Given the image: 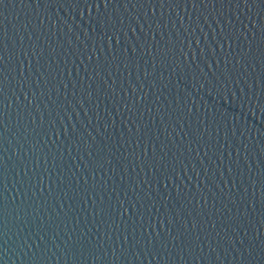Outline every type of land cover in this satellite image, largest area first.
<instances>
[{"label":"water","instance_id":"95a60500","mask_svg":"<svg viewBox=\"0 0 264 264\" xmlns=\"http://www.w3.org/2000/svg\"><path fill=\"white\" fill-rule=\"evenodd\" d=\"M0 264H264V0H0Z\"/></svg>","mask_w":264,"mask_h":264}]
</instances>
